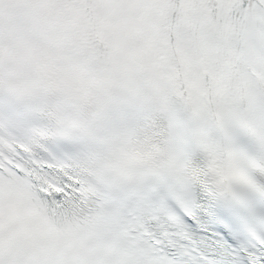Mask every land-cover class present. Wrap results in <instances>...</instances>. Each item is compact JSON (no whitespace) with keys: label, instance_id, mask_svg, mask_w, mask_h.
<instances>
[{"label":"snow or ice","instance_id":"1","mask_svg":"<svg viewBox=\"0 0 264 264\" xmlns=\"http://www.w3.org/2000/svg\"><path fill=\"white\" fill-rule=\"evenodd\" d=\"M0 264H264V0H0Z\"/></svg>","mask_w":264,"mask_h":264}]
</instances>
